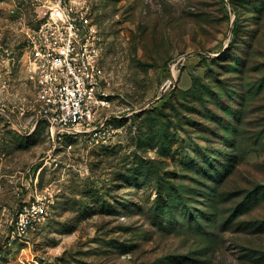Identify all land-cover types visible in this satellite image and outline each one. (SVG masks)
Returning <instances> with one entry per match:
<instances>
[{
  "label": "rangeland",
  "instance_id": "1",
  "mask_svg": "<svg viewBox=\"0 0 264 264\" xmlns=\"http://www.w3.org/2000/svg\"><path fill=\"white\" fill-rule=\"evenodd\" d=\"M85 1L106 142L50 139L26 52L43 0H0V264H264V0ZM35 176L48 215L11 237Z\"/></svg>",
  "mask_w": 264,
  "mask_h": 264
},
{
  "label": "built area",
  "instance_id": "2",
  "mask_svg": "<svg viewBox=\"0 0 264 264\" xmlns=\"http://www.w3.org/2000/svg\"><path fill=\"white\" fill-rule=\"evenodd\" d=\"M39 21L26 30L29 74L36 88L40 117L54 141L90 135L106 142L112 127L105 113L110 105L98 27L85 0H43ZM175 63L169 65L165 87L173 84ZM30 191L15 206L7 222L11 237L34 231L48 215L50 194Z\"/></svg>",
  "mask_w": 264,
  "mask_h": 264
}]
</instances>
